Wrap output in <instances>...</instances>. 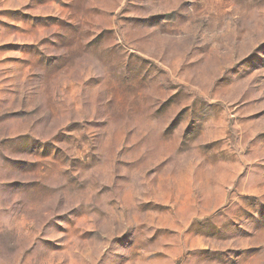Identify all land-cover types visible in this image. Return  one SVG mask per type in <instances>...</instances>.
I'll return each instance as SVG.
<instances>
[{
    "label": "rangeland",
    "instance_id": "obj_1",
    "mask_svg": "<svg viewBox=\"0 0 264 264\" xmlns=\"http://www.w3.org/2000/svg\"><path fill=\"white\" fill-rule=\"evenodd\" d=\"M0 264H264V0H0Z\"/></svg>",
    "mask_w": 264,
    "mask_h": 264
}]
</instances>
